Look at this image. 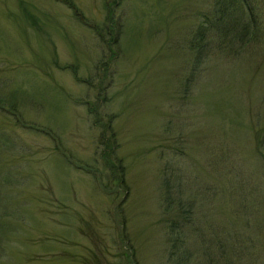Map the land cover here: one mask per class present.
Segmentation results:
<instances>
[{
	"label": "rangeland",
	"instance_id": "rangeland-1",
	"mask_svg": "<svg viewBox=\"0 0 264 264\" xmlns=\"http://www.w3.org/2000/svg\"><path fill=\"white\" fill-rule=\"evenodd\" d=\"M19 1L0 93L37 127L0 110V264H264V0L204 54L220 0H21L36 27Z\"/></svg>",
	"mask_w": 264,
	"mask_h": 264
},
{
	"label": "trees",
	"instance_id": "trees-1",
	"mask_svg": "<svg viewBox=\"0 0 264 264\" xmlns=\"http://www.w3.org/2000/svg\"><path fill=\"white\" fill-rule=\"evenodd\" d=\"M19 2L22 7L24 16L30 21V23L33 26L36 27V18L30 13H27L25 11L21 0ZM118 2L119 0L116 1V3ZM230 12L231 15L229 17L228 14ZM228 17L229 19L226 22V25L225 23L222 24V21H226ZM259 21H260V15L259 13H257L252 9V3L249 6V3L246 0H220V7L217 13L214 14V19L208 17L207 22L210 24L209 27L202 24V28H199L196 36L195 35L193 36L194 39L192 38L193 41L191 40V42H193L192 50L195 51L200 46V50H201L200 52L204 54V52L207 50V47L210 46L214 47L216 45L218 49L224 47L225 48L230 47L231 49H234V47H236L240 42L241 43L239 45L244 44L246 41L251 43L256 42L257 35L255 33V29L257 28ZM241 29L243 30V33H240ZM211 30L217 31L218 34L216 35L209 34ZM233 31H235V33L231 38V40L229 41L230 44L228 43L225 44L224 42L226 41V38H228ZM113 38H114V34L113 36L110 37L109 40L111 39L113 40ZM115 39L116 38H114V40ZM235 40H238V42L235 43L234 42ZM196 59L198 60L199 57ZM70 67H76V66H73L72 64H65L62 66V68H70ZM13 97L14 96L12 94L3 96L0 93V110L14 116L16 124H18L19 126L27 127L29 129L30 128L36 129L37 127L36 125H34L33 123L29 124L21 118V112L18 110L17 107H15L16 104L14 102ZM97 97L99 99L97 105H99L101 100L105 99V96L103 94H99L97 95ZM89 110L92 111L91 109ZM99 117H103V116H100V114L98 115V113L96 112V118L98 119ZM109 123L110 122H108L106 127L109 125ZM111 136H112L111 138H113V142L109 141L111 140V138H108L106 140V147L104 148L102 153V160H104L103 166H106L105 169L107 168L110 169V173L116 176L115 180L117 181V183L120 181L119 182L120 184L123 183V169L121 167V159L118 158V160L116 159L117 161L114 159L109 160L110 158L106 155V153L114 154V134L112 133ZM11 145L14 146V144ZM64 158H66L67 162L74 165L77 169L89 171V169H87L86 167H82L81 165L75 164V162L72 161L68 157V155H65V157L63 156V159ZM94 170L98 172L100 171L98 170V168H95ZM100 174L101 172L99 173L98 176H100ZM2 183L3 181L0 182V185H2ZM3 200L4 198L3 197L1 198V194H0V202Z\"/></svg>",
	"mask_w": 264,
	"mask_h": 264
}]
</instances>
